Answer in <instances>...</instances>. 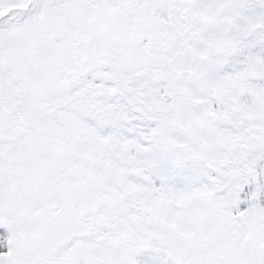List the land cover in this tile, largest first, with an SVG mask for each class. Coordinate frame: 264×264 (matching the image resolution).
<instances>
[{"label": "snow or ice", "instance_id": "snow-or-ice-1", "mask_svg": "<svg viewBox=\"0 0 264 264\" xmlns=\"http://www.w3.org/2000/svg\"><path fill=\"white\" fill-rule=\"evenodd\" d=\"M0 264H264V0H0Z\"/></svg>", "mask_w": 264, "mask_h": 264}]
</instances>
